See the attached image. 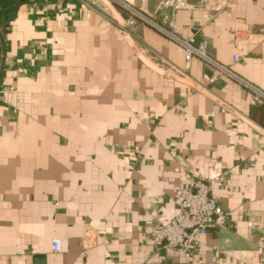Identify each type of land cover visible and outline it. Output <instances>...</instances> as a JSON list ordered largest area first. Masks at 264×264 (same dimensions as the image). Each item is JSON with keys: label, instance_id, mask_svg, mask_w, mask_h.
<instances>
[{"label": "crops", "instance_id": "0c3cea01", "mask_svg": "<svg viewBox=\"0 0 264 264\" xmlns=\"http://www.w3.org/2000/svg\"><path fill=\"white\" fill-rule=\"evenodd\" d=\"M102 1L0 0V264H263L264 0ZM192 178L228 218L187 255Z\"/></svg>", "mask_w": 264, "mask_h": 264}, {"label": "built area", "instance_id": "2783aa9c", "mask_svg": "<svg viewBox=\"0 0 264 264\" xmlns=\"http://www.w3.org/2000/svg\"><path fill=\"white\" fill-rule=\"evenodd\" d=\"M166 2L175 8L185 6V2L182 0H166ZM225 2L226 0H218L213 7L219 9L225 5ZM170 34L184 48L186 60L191 59L193 55H198L215 64L221 70L223 69L206 54L205 42L194 44V37L182 40L176 38L174 34ZM237 56V54L234 55V59H237ZM223 70L226 71V69ZM251 89L254 102L264 103V93L252 87ZM174 196L178 201L179 212L170 220L154 223L151 233L152 242L158 247L177 249L190 255L200 246L199 235L208 231L210 227L224 224L228 218V212L217 206L211 183L202 178H192L186 190L178 189ZM52 243L56 251L60 250L61 246L58 240H54ZM261 259L264 264V249Z\"/></svg>", "mask_w": 264, "mask_h": 264}, {"label": "rangeland", "instance_id": "374dc122", "mask_svg": "<svg viewBox=\"0 0 264 264\" xmlns=\"http://www.w3.org/2000/svg\"><path fill=\"white\" fill-rule=\"evenodd\" d=\"M92 2L96 3L97 5H101L102 0H91Z\"/></svg>", "mask_w": 264, "mask_h": 264}]
</instances>
